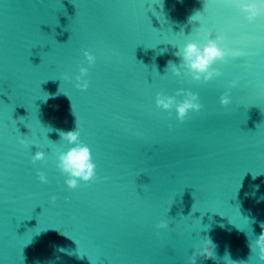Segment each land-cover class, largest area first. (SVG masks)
Returning <instances> with one entry per match:
<instances>
[{"label": "water", "instance_id": "water-1", "mask_svg": "<svg viewBox=\"0 0 264 264\" xmlns=\"http://www.w3.org/2000/svg\"><path fill=\"white\" fill-rule=\"evenodd\" d=\"M240 2L0 0V264H190L206 237L214 256L197 264H264L249 248L264 223V14L249 22ZM218 34L242 54L193 80L174 53ZM179 89L203 105L184 121L155 103ZM76 126L96 176L69 188L57 149Z\"/></svg>", "mask_w": 264, "mask_h": 264}, {"label": "clouds", "instance_id": "clouds-1", "mask_svg": "<svg viewBox=\"0 0 264 264\" xmlns=\"http://www.w3.org/2000/svg\"><path fill=\"white\" fill-rule=\"evenodd\" d=\"M240 8L245 13L246 19L249 22L254 21L257 17L264 14V6L254 2L244 3L243 0L240 2ZM198 14V13H197ZM190 17V20H194V17ZM224 37L222 35H216L215 39L209 38L201 46L197 42L189 41L181 49L176 51L174 55L180 59L182 62L181 66L187 70V73L191 75L193 80L207 82L214 77L221 75V72L217 68H213L212 65L221 61L224 62L226 57L230 54L233 56H239L242 53L237 51H232L230 53L229 49L222 48L218 41H223ZM89 65L95 63V56L88 51L84 52ZM171 60L168 61V68L170 67L173 74L176 76L181 75L180 67ZM88 73L86 67L80 68V75L76 77V87L81 90H86L89 83L86 79H83ZM65 79L69 77L65 76ZM237 81L233 80L231 82L232 87H235ZM183 94L184 98L181 101H177L175 96L165 95L162 92L156 94V105L157 107L163 108L165 110L171 111L175 109L177 119L184 121L185 117L189 111L199 112L203 105L199 101L198 94L190 91L179 89L177 95ZM220 103L224 106L229 105L230 95L229 92H225L220 97ZM61 139L67 141L69 145H72L67 149V151L59 150L58 152V167L62 173L66 174L67 179L65 183L69 188H76L78 186V181L83 180L85 182L93 180L96 176V165L92 160V154L89 146L80 141V132L78 127L74 130L60 131L59 133ZM20 143L27 146V140L21 139ZM45 158V153L43 151L35 152L32 157V162L35 163L38 160H43ZM39 179L42 183H48V177L43 173L39 172ZM52 200L55 201L56 197L53 196ZM168 227L167 221H161L157 228ZM249 248L252 253H256L260 261H264V223H261V232L259 236L250 242ZM258 249V251H257ZM215 245L212 243L210 238H205L202 247L198 248L189 257L190 264H197L199 258L205 260L213 258ZM227 264H247V261H235L230 258L227 259Z\"/></svg>", "mask_w": 264, "mask_h": 264}]
</instances>
